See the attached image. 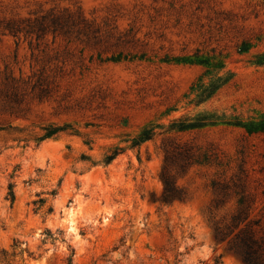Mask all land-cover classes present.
<instances>
[{
  "label": "rangeland",
  "instance_id": "obj_1",
  "mask_svg": "<svg viewBox=\"0 0 264 264\" xmlns=\"http://www.w3.org/2000/svg\"><path fill=\"white\" fill-rule=\"evenodd\" d=\"M241 166L257 212L264 0H0V264H244Z\"/></svg>",
  "mask_w": 264,
  "mask_h": 264
},
{
  "label": "trees",
  "instance_id": "obj_2",
  "mask_svg": "<svg viewBox=\"0 0 264 264\" xmlns=\"http://www.w3.org/2000/svg\"><path fill=\"white\" fill-rule=\"evenodd\" d=\"M147 138H149V134L144 133L141 140ZM111 158H113V155L108 156V159ZM189 162V160H185L179 164L182 171L191 163ZM174 163H177V158L172 152H167L166 164L163 173H161L164 183L161 198L167 203H171L176 199H183L185 195L184 189L177 185L171 175L170 166ZM262 170H264V167ZM248 176L247 170L241 166L239 172L232 178V186L230 187L237 196L236 209L224 221L214 220L212 224L213 232L216 240H226L227 249L240 258L244 264H264V183L261 184L262 204L255 212L258 193L250 188ZM13 186L10 183L8 198L11 200L15 197ZM220 193H222V196L214 200L216 206L220 205L223 202V197L229 194L228 188L222 187ZM69 264H73L72 259H69Z\"/></svg>",
  "mask_w": 264,
  "mask_h": 264
}]
</instances>
